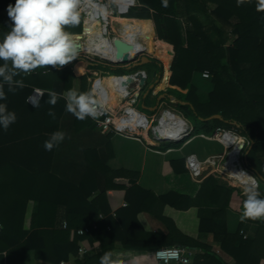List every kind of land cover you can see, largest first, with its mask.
I'll use <instances>...</instances> for the list:
<instances>
[{
  "label": "crops",
  "instance_id": "0c3cea01",
  "mask_svg": "<svg viewBox=\"0 0 264 264\" xmlns=\"http://www.w3.org/2000/svg\"><path fill=\"white\" fill-rule=\"evenodd\" d=\"M207 3L212 6L209 0ZM7 9L0 13L9 18ZM209 16L216 19L211 12ZM147 20L155 26L152 18ZM179 20L184 33L187 21ZM218 23L227 31L231 30L225 22L218 20ZM142 41L140 39L139 43L147 46ZM157 43L156 39L153 52L162 49L170 55L157 58L163 64L160 79L157 71L150 73L147 67L150 62L142 58L127 66L129 69L140 66L137 69H144L149 75L138 108L155 118L164 107L160 106L159 98L166 95L175 97V100L168 98L169 106L185 115L176 105L175 92L185 95L188 89L171 84L173 53L158 47ZM94 49L96 51L95 46ZM3 63L0 61V65ZM77 64L68 63L76 76L86 75L77 72ZM90 65L87 62L80 69L97 78L93 89L96 99L104 96L107 89L108 103L115 107L122 105L124 99L116 91L115 73L92 69ZM8 66L11 68V62ZM167 70L170 71L169 88L165 80ZM152 74L154 83L149 88ZM37 76L36 71H32L19 72L14 77L23 86L33 89L25 101L22 100L24 92L18 86L14 85L15 91H9L8 85H3L6 94L3 102L16 113L17 120L7 131L0 129V221L3 225L0 264H98L106 253L111 255V264H161L154 252L165 247L191 248L197 252L195 257L204 254L201 248L186 246L194 242L219 254L227 264H237L224 250L227 235L239 232L243 238L254 240L259 224L249 219L242 225L240 217L245 199L242 184L246 186L247 182L254 181L247 171L236 165V155L230 153L226 168L232 180L219 160L225 156L226 148L202 136L203 133L177 141H157L150 134L130 138L103 132L97 125H89L91 118L78 120L65 111L63 93L66 91L56 92L59 98L55 106L47 103L48 94L37 98L35 89L49 91L38 84ZM206 78L204 75L192 79L203 102L215 87ZM49 109L55 113V118L47 114ZM188 120L195 127L194 121ZM57 130L66 132L67 138L58 147L46 151L45 140ZM180 142L182 144L176 145ZM254 144L252 142L248 150L254 151ZM190 153L202 160L215 157L217 162L215 165L206 163L195 179L185 162ZM247 158L244 156L245 168L257 177L260 183L257 190L264 197V171L257 162L247 163ZM261 162L264 163V152ZM107 181L112 183L111 187H107ZM103 192L106 213L99 212L101 224L93 223L97 228L88 235H78L76 229H72L69 236L64 234L69 210L81 215L95 213L98 208L90 207ZM81 244L91 245L92 250L72 261ZM260 264H264V258Z\"/></svg>",
  "mask_w": 264,
  "mask_h": 264
},
{
  "label": "trees",
  "instance_id": "16d2710c",
  "mask_svg": "<svg viewBox=\"0 0 264 264\" xmlns=\"http://www.w3.org/2000/svg\"><path fill=\"white\" fill-rule=\"evenodd\" d=\"M138 1L140 5L133 8L135 9L133 15H130V12L128 16L142 19L128 20L116 17L113 20L138 30L134 36L141 37L140 26L144 43L149 46L152 45L155 32L152 21L147 19L152 18L155 21L160 39L157 46L175 52L171 84L188 89L187 94L175 92V96L177 107L194 121L195 127L192 134L211 135L218 127L241 130L240 133L248 136L255 143L252 148L254 151H250L247 163L257 162L260 170L264 171V163L261 162L264 152V0H242L240 4L237 0H209L212 6L208 5V0H166V8L161 7V0ZM10 4L14 5L15 0H0V12ZM210 12L215 14V20L210 18ZM80 17L81 23L75 27L68 26L67 30L74 34L80 52L84 53L86 51L81 46L84 36H77V34L86 36L95 33L86 39L88 52L95 54L92 42L105 37L100 33L102 27L98 23L94 26L87 25L82 32L83 17L82 15ZM179 19L187 21L184 33L181 31ZM0 20V39H2L10 30L12 21L1 13ZM218 20L228 24L231 30L227 31L219 25ZM141 48L147 49L142 45ZM156 52L160 56L170 57L166 50L157 49ZM150 63L156 64L160 79L163 73L162 62L152 59ZM83 64L87 62L83 60L76 65L79 74H86L79 77L68 64L61 68L47 66L35 69L40 81L38 84L49 90H44L42 96L50 91L61 93L69 89H77L78 92L93 91L97 78L82 72L80 68ZM90 67L118 74L140 66L129 69L124 65L112 66L92 62ZM206 72L209 73L206 79L215 87L208 99L203 102L198 97L197 88L192 83V79L195 76L203 78ZM169 78L170 71L167 70L165 80L168 88ZM18 89L24 92L23 101L33 91L25 86H18ZM150 93L151 90L145 98L146 102ZM94 97L96 98L95 94ZM215 115H220V118H215ZM237 124H240L239 128ZM89 125L96 124L90 120ZM164 144L171 146L176 143ZM180 144L182 142L176 145ZM111 186L112 183L107 181V187ZM104 196L103 192L99 198L94 199V205L90 208L96 206L98 209L95 213L88 212L81 215L69 210L68 225L64 234L69 236L72 229L78 230L92 226L93 223L100 225L99 212L106 213L103 205ZM254 221L259 224V231L254 240H247L238 232L227 235L224 241V250L236 259L237 264H260L264 258V219ZM186 246H195L204 250V254L197 255L194 264H227L219 254L205 248L202 244L194 242Z\"/></svg>",
  "mask_w": 264,
  "mask_h": 264
},
{
  "label": "clouds",
  "instance_id": "9594fccd",
  "mask_svg": "<svg viewBox=\"0 0 264 264\" xmlns=\"http://www.w3.org/2000/svg\"><path fill=\"white\" fill-rule=\"evenodd\" d=\"M242 0H237L240 4ZM80 0H15L8 6L7 12L12 25L0 39V129L7 131L17 120L14 111H10L6 101L3 85H8L9 91L15 87H23L21 81L15 80L19 72L30 73L38 67L53 66L61 68L75 60L79 55V46L74 34L67 30L81 23L79 13ZM161 7L166 8V0H161ZM11 62V68L8 66ZM82 74V73H81ZM47 103L55 106L58 94L50 91ZM43 95V94H41ZM66 101L65 111L78 120L96 118L98 100L93 91L78 92L69 89L63 93ZM49 116L55 118V113L49 109ZM67 138L62 130L54 131L44 142V149L51 151ZM243 147L242 145H240ZM244 201L241 220L264 219V197L257 190L255 182H247L243 188ZM155 255L168 264L175 259L163 250H157ZM98 264H111V255L105 254Z\"/></svg>",
  "mask_w": 264,
  "mask_h": 264
},
{
  "label": "built area",
  "instance_id": "2783aa9c",
  "mask_svg": "<svg viewBox=\"0 0 264 264\" xmlns=\"http://www.w3.org/2000/svg\"><path fill=\"white\" fill-rule=\"evenodd\" d=\"M140 3L138 0H80L79 4V13L83 17V31H85V28L87 25L94 26L97 23L102 27L103 34L106 38H109L112 40L113 44V53L115 56H117V50L114 45V39H122L123 41L127 42L128 44H132L133 41H130V39H133L135 41L134 34L138 31L134 28L131 29L129 26H123L121 23L115 22L113 20L114 17H120L123 19L131 20V18L128 16L131 10L137 6H139ZM138 40V38H136ZM140 41V40H138ZM94 45H101L100 40H93ZM100 51L96 50L94 55H91L94 58L99 59L100 61H107L114 65H128L124 64L121 61V58H114L111 59L109 57H105L101 54H99ZM146 53V50L143 48L141 50L136 51L132 55L130 54V57L133 56L137 57L136 61L143 57ZM205 76L208 77L209 73H204ZM117 78H128V83L121 85L119 81L116 82L115 88L117 93L120 95L122 99H124V102L119 107L112 106L110 104H107L102 99L98 100V106H97V116L96 118H91L95 124L101 128L103 132H113L116 134H120L123 136H127L130 138H138L140 136L150 134L152 133V136L155 140H163L161 139V136L158 134V129L161 126L162 123V117L165 115H174L177 117H182L184 122L188 125L189 129L182 137H180L178 140L184 139L185 137L191 135L194 131L193 124L185 118L181 113L177 112L176 110L172 109L168 104V98L171 100H175V97H168L160 96L159 102L160 106H164L163 109L160 112V118L159 123L157 125L154 124L155 118L149 117L147 114L142 112L139 108V101L141 98V93L143 91V88L146 86L149 75L146 70L144 69H137L132 72H126V73H118L114 75ZM35 92L37 94V98H41V94H44V90L42 89H35ZM98 96V94H97ZM202 136H205L211 140H215L223 144V146L226 148V154L225 156L219 158V160L222 162L224 161V164L227 161V158L229 157L230 153L234 150H236L238 153L237 159H236V165H239L241 168H243L245 171L249 173V175L252 176L253 181L255 182L257 189L260 186V183L257 179V177L250 171H248L243 163H244V157L243 153L244 151L250 148L252 142L247 137L243 136L238 130L231 129V128H225V127H218L211 135L207 134H201ZM171 141L170 139H164ZM177 141V140H172ZM242 145L243 147H241ZM187 169L191 173V175L198 179V176L202 169L204 168V165L206 163L210 165H215L217 162V159L215 157H209L205 160H202L198 157L195 153H190L186 156L185 159ZM220 162V163H221ZM224 170L226 171L225 167ZM228 174V177L233 180V177L231 176L228 171H226ZM242 187L243 186L242 184ZM103 217V215H100ZM64 227H67V224H64ZM97 224H93L92 226H86L84 228H80L75 231L76 234L84 236L91 232L92 229H96ZM2 232V223L0 221V234ZM90 250H92V246L88 244H81L78 248V253L76 256H72V261H76L79 258H81L83 255L88 253ZM159 250V249H158ZM160 250H163L171 257H175V259H170L168 261V264H192L195 260L196 251L191 248L186 247H180V246H172V247H165L161 248ZM157 251V250H156ZM155 251V252H156ZM155 259L161 263L165 264L164 260L160 259L155 255ZM65 262H63L64 264Z\"/></svg>",
  "mask_w": 264,
  "mask_h": 264
},
{
  "label": "bare ground",
  "instance_id": "6f19581e",
  "mask_svg": "<svg viewBox=\"0 0 264 264\" xmlns=\"http://www.w3.org/2000/svg\"><path fill=\"white\" fill-rule=\"evenodd\" d=\"M139 32L141 35L142 33L140 30H139ZM100 33L103 34L102 29H101ZM91 34H95V33H91ZM91 34H88L82 38L81 46H82V49L85 50L86 52H88L87 47H86V39ZM141 37L143 38L144 35L142 34ZM99 40H100L101 45L97 46V45H94L92 43L93 47L95 46L96 50L100 51L99 54H101L105 57H109L111 59L119 58L118 55L115 56V54L113 53V48H112L113 42H112V40H110L109 38H106V37L99 39ZM130 41H133V42H132V44H129L130 45L129 56H130V54L132 55L136 51L140 50V49H138L139 48L138 47L139 41L136 40V37H135V41L133 39H130ZM139 45H140V43H139ZM140 48H141V45H140ZM141 49H143V48H141ZM92 55H94V54H92ZM117 81H119L121 85H124V84L128 83L129 80H128V78H117L116 77L115 78V84ZM106 95H107V89L104 92V96H100V99H102L107 104H109L108 103L109 101H108ZM188 129H189V127L184 122L182 117H177L174 115H165L162 117V123H161L160 128L158 129V134H159V136H161V139L178 140L180 137H182V135H184V133H186L188 131ZM236 152H237L236 150L232 151L233 155L238 156V153H236ZM228 159H229V157L227 158V161L224 164L225 169L227 168Z\"/></svg>",
  "mask_w": 264,
  "mask_h": 264
},
{
  "label": "rangeland",
  "instance_id": "374dc122",
  "mask_svg": "<svg viewBox=\"0 0 264 264\" xmlns=\"http://www.w3.org/2000/svg\"><path fill=\"white\" fill-rule=\"evenodd\" d=\"M134 11H135V9H133L132 11H131V13H130V15H133L134 14ZM153 25V24H152ZM153 28H154V32H155V38H153L152 37V45H147L146 47H147V49H146V53L144 54V55H142V56H149V57H151V58H155V59H157V58H165L164 56H160V55H158L157 54V52L155 51V52H153L152 51V49L155 47V42H156V39L157 40H160L159 39V36H158V33H157V31H156V26H154L153 25ZM77 36H85V35H77ZM105 38V37H104ZM138 38V40H140L141 38H140V36H138L137 37ZM144 41V40H143ZM140 45H141V42H140ZM140 45H139V42H138V49H140ZM91 53H89V52H83V51H81L80 53H79V55H78V57L75 59V60H73L74 62H80V61H87V60H89V61H91V62H96V63H102V64H105V65H112V66H120V65H114V64H111V63H109V62H107V61H100L99 59H97V58H94V57H92L91 55H90ZM139 60V59H138ZM159 60V59H158ZM172 60H173V58H172ZM172 62V61H171ZM129 65V64H128ZM128 65H124L125 67H127ZM171 65V64H170ZM169 65V66H170ZM147 67L150 69V73H154L155 71H157V73L159 72L158 71V68H157V66H156V64H153V63H150V64H148L147 65ZM128 68V67H127ZM104 71V70H103ZM132 71H135V68L134 69H132V70H129V71H127L128 73L129 72H132ZM158 75V74H157ZM209 76V75H208ZM205 77H207V76H205ZM154 77H153V74L152 75H150V81H149V88L151 87V84H153L154 82ZM160 114L157 116V117H155V120H154V124L155 125H157L158 123H159V118H160ZM185 118H187V119H189V117H186V115H183ZM150 136L151 137H153L152 136V133L150 132ZM246 151H247V149L244 151V153H243V157L245 156V153H246ZM221 166L224 168V161H222L221 163ZM243 165H244V167H246L247 168V166H246V162H245V159H244V163H243Z\"/></svg>",
  "mask_w": 264,
  "mask_h": 264
},
{
  "label": "water",
  "instance_id": "95a60500",
  "mask_svg": "<svg viewBox=\"0 0 264 264\" xmlns=\"http://www.w3.org/2000/svg\"><path fill=\"white\" fill-rule=\"evenodd\" d=\"M80 35V34H77ZM114 45L116 47L117 50V55L121 58L122 63L124 64H129V63H133L134 61H136L137 57L133 56L132 58L129 56V50H130V45L123 41L122 39H114ZM171 52L173 53V58L175 57V52L171 50ZM142 61L144 62H150L151 58L149 56H143L142 57ZM88 64H91L92 62L87 60ZM142 63V62H140ZM215 118H220V115H215ZM182 140V139H181ZM250 150H247L245 153V158H247L248 154H249Z\"/></svg>",
  "mask_w": 264,
  "mask_h": 264
}]
</instances>
